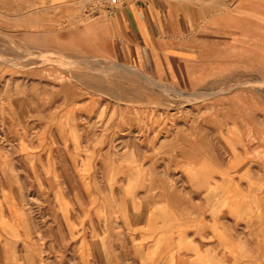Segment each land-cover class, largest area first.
Instances as JSON below:
<instances>
[{
  "label": "rangeland",
  "instance_id": "1",
  "mask_svg": "<svg viewBox=\"0 0 264 264\" xmlns=\"http://www.w3.org/2000/svg\"><path fill=\"white\" fill-rule=\"evenodd\" d=\"M106 1L0 0V264H264V81L94 52Z\"/></svg>",
  "mask_w": 264,
  "mask_h": 264
},
{
  "label": "crops",
  "instance_id": "2",
  "mask_svg": "<svg viewBox=\"0 0 264 264\" xmlns=\"http://www.w3.org/2000/svg\"><path fill=\"white\" fill-rule=\"evenodd\" d=\"M248 1H106L107 11L87 17L80 29L94 52L127 57L187 87L218 88L244 74L264 81V20L250 14Z\"/></svg>",
  "mask_w": 264,
  "mask_h": 264
},
{
  "label": "built area",
  "instance_id": "3",
  "mask_svg": "<svg viewBox=\"0 0 264 264\" xmlns=\"http://www.w3.org/2000/svg\"><path fill=\"white\" fill-rule=\"evenodd\" d=\"M112 4H115L117 0H110Z\"/></svg>",
  "mask_w": 264,
  "mask_h": 264
},
{
  "label": "bare ground",
  "instance_id": "4",
  "mask_svg": "<svg viewBox=\"0 0 264 264\" xmlns=\"http://www.w3.org/2000/svg\"><path fill=\"white\" fill-rule=\"evenodd\" d=\"M170 215H171V214H170ZM170 215H169V216H170ZM174 220H175V218H174Z\"/></svg>",
  "mask_w": 264,
  "mask_h": 264
}]
</instances>
